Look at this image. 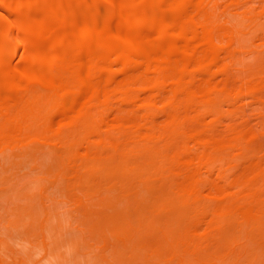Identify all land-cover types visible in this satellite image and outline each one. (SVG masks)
Returning <instances> with one entry per match:
<instances>
[{
  "label": "bare ground",
  "instance_id": "1",
  "mask_svg": "<svg viewBox=\"0 0 264 264\" xmlns=\"http://www.w3.org/2000/svg\"><path fill=\"white\" fill-rule=\"evenodd\" d=\"M42 260L264 264V0H0V264Z\"/></svg>",
  "mask_w": 264,
  "mask_h": 264
},
{
  "label": "rangeland",
  "instance_id": "2",
  "mask_svg": "<svg viewBox=\"0 0 264 264\" xmlns=\"http://www.w3.org/2000/svg\"><path fill=\"white\" fill-rule=\"evenodd\" d=\"M15 243H16V242H15ZM15 243H14V244H15ZM18 243H19V244H18ZM18 243H17L16 246H17V248H19V249H17V251H19V256H18V259H19L20 256H27L28 251H30L33 247L30 249V248H28V247L30 246L28 243H26V244H28V247H27L26 245H23L24 243H22V245L20 244L21 242H18ZM14 244H12V246H15ZM12 246H11V247H12ZM30 247H31V246H30ZM13 249L16 250L15 247H13ZM13 249H12V250H13ZM29 249H30V250H29ZM36 249H38V248L34 247V248H33V251H32V250H31V251L34 252V250H36ZM6 250H8V249L6 248ZM12 250H10V252H11ZM14 250H13V251H14ZM17 251H16L14 254L18 253ZM4 252H5V250H4ZM12 254H13V252H12ZM12 254H11V255H12ZM14 254H13V255H14ZM13 255H12L11 258H13V259H14V262H15V261H17L18 259H15ZM29 255H30V254H29ZM35 256H36V258H39V257L41 256V254L37 253V254H35ZM8 257H10V256H8ZM6 258H7V257H6ZM27 258H29V256H27L26 258H24V257L22 258V257H21L20 259H27ZM34 258H35V257H34ZM8 259H10V258H8ZM9 262H10V261H9ZM9 262L7 261V263H9ZM10 263H13V262H10ZM10 263H9V264H10ZM46 263H49V262H48L47 260H42L39 264H46Z\"/></svg>",
  "mask_w": 264,
  "mask_h": 264
}]
</instances>
